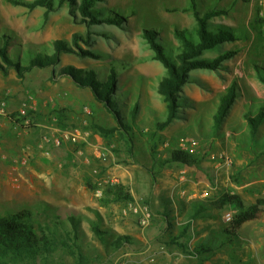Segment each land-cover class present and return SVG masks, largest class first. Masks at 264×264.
Returning <instances> with one entry per match:
<instances>
[{"label": "rangeland", "instance_id": "1", "mask_svg": "<svg viewBox=\"0 0 264 264\" xmlns=\"http://www.w3.org/2000/svg\"><path fill=\"white\" fill-rule=\"evenodd\" d=\"M196 1L202 12L225 10L213 21L239 35L203 57L236 53L218 71L193 70L192 82L184 86L191 106L165 130L156 131L155 122L165 119L167 109L157 91L167 69L154 58L144 33L154 29L166 48L178 45L174 29L195 24L192 12L186 10L189 0H102L95 6L101 18L115 14L126 18L122 25L89 26L68 3L47 12L44 7L30 9L0 0V36H11L13 45L25 48L33 43L52 49L56 39L72 41L75 33L90 32L91 44L81 45L97 55L64 53L61 64L31 70L23 77L15 70L8 74L0 70V97L7 111L0 114V216L30 210V221L42 240L37 260L21 262L8 256L4 264H79L78 253L90 264H199L191 252L201 245L210 249L202 254L204 264H264V210L257 220L244 224L231 242L225 232L231 223L226 213L234 216L237 209L219 204L225 193L240 195L247 207L264 198V122L254 139L245 119L250 109L264 107V84L256 69L257 64L264 69V0ZM11 53L24 62L29 58L15 49ZM65 65L94 69L101 78L116 66V101L120 116L133 126L128 134L134 137L131 144L120 132L105 135L93 130L95 125L115 127L116 119L89 88L66 76L55 77ZM233 84L238 97L220 128H214L221 95ZM25 104L30 123H17L11 116L21 121L18 115ZM136 105L138 126L131 117ZM4 126L9 130H2ZM50 126L79 127L89 136L81 145L56 146L43 139L54 134ZM188 139L196 142L192 151L184 146ZM101 150L105 154L100 156ZM174 150L189 152L197 163L165 166L164 160ZM174 183L175 194L192 205L179 225L162 206L170 205L169 185ZM117 185L133 200L119 198ZM156 188L162 191L159 206L151 194ZM130 203L150 207L149 227L143 228L136 215L124 213ZM97 225L106 240L94 231ZM115 234L133 240L116 249ZM167 253L170 256L163 258Z\"/></svg>", "mask_w": 264, "mask_h": 264}, {"label": "trees", "instance_id": "2", "mask_svg": "<svg viewBox=\"0 0 264 264\" xmlns=\"http://www.w3.org/2000/svg\"><path fill=\"white\" fill-rule=\"evenodd\" d=\"M15 5H21L34 9L36 7H44L47 12L55 11L64 3H68L72 10H77L82 15V22H87L88 26L108 22L112 24L122 25L125 16L121 14L111 15V17L101 18L95 8L96 4L102 0H8ZM190 7L188 9L192 12L195 18V24L192 28H175L174 37L178 41V45H169L166 48L164 42L158 40L157 32L152 30H145L144 37L149 42L151 48L154 50V58L163 63L167 69V74L160 79L157 91L163 96L166 101V113L163 121L155 122L156 131L165 130L174 120L181 118L186 113L184 108L190 107L191 101L184 94V86L192 82L191 72L198 69H207L218 71L222 63L234 56L236 51H226L216 58L203 57L204 53L215 49L218 45L226 42H232L239 38V35L234 30L223 24H217L213 21L215 17L225 14V10L209 9L204 12L200 11L196 0H189ZM88 20V21H87ZM92 36L88 32L85 36L80 33L73 35L72 41L56 39L52 42L53 48L41 47L33 43H29L25 48L11 43V36L2 35V45H0V70L8 74L11 70L23 77L27 72L38 69L54 67L61 64L62 55L77 53L80 56L95 55L91 51L84 49L81 45L91 44ZM12 47V48H11ZM12 49L18 50L22 53H28V60L24 62L22 57L18 60L12 56ZM257 75L260 81L264 84V69L257 64ZM66 76L72 79L78 86L89 88L95 99L101 102L105 108L113 114L116 119V126L112 128L95 125L93 130L101 132L105 135H111L115 132H120L126 143L131 144L134 137L128 135L133 126L129 124L128 120L120 116L118 104L116 101V93L118 91V70L116 66L110 69V73L106 78L98 76L94 69L78 68L74 65L62 66L56 73L55 77ZM237 85L233 84L220 98V105L214 115V128H220L229 109L237 99ZM138 107L136 105L131 114L132 121L135 126L137 123ZM15 122H22L24 119H17L15 115L11 116ZM64 118L60 115L59 122L62 125ZM245 119L248 122L252 137L255 139L258 135L260 126L264 122V107L259 109H250L245 114ZM68 128V127H66ZM76 144V145H81ZM184 163L186 165H193L197 163L194 155L187 151L174 150L170 157L164 160V165L171 163ZM119 189V198L133 200L131 194L125 193V189L121 185L115 186ZM220 208L227 206H234L237 212L226 229V234L230 235V241L233 242L239 236L241 228L247 222L257 220L264 210V198H259L254 204L245 206L242 198L238 194L225 193L219 199ZM32 213L28 209H21L17 212L0 216V264H4L3 259L11 257L16 261L24 262L26 260H37L40 256L41 239L31 223ZM71 222L74 224L75 230L78 231V224L75 222V217H71ZM96 234L104 241L103 236L105 231L100 227L94 226ZM133 239L128 235L115 234L114 248L119 249L125 244H128ZM189 241L183 244L187 247ZM210 249L201 245L191 252L199 259V264H204L202 254L208 252ZM86 257L82 253H78L79 264H90L86 261Z\"/></svg>", "mask_w": 264, "mask_h": 264}, {"label": "built area", "instance_id": "3", "mask_svg": "<svg viewBox=\"0 0 264 264\" xmlns=\"http://www.w3.org/2000/svg\"><path fill=\"white\" fill-rule=\"evenodd\" d=\"M6 101L0 100V114L4 115L6 114ZM21 118H25L23 122L30 123V117H28V111H27V105L25 104L24 107L20 110V113L18 115ZM89 136V132L85 131L79 127H73L69 129H58L55 128L54 134L51 135H44L43 139L46 142H52L56 146H62L63 144H80L85 141H87V138ZM188 141V142H187ZM185 141V148L187 150H193L196 146V142L193 140L188 139ZM189 143V145L186 144ZM99 155H104L105 152L102 150L98 152ZM6 159V157H5ZM15 162H23L20 159H15ZM132 213L138 217L139 223L143 228H147L151 225L152 219H153V212L147 205H142L140 203H130L128 208L126 207L124 210V213ZM226 218L228 221H232L233 219V213L231 211H228L226 213ZM151 262H154V259L151 260ZM140 264V263H139ZM160 264H181L178 262H172V261H166Z\"/></svg>", "mask_w": 264, "mask_h": 264}, {"label": "crops", "instance_id": "4", "mask_svg": "<svg viewBox=\"0 0 264 264\" xmlns=\"http://www.w3.org/2000/svg\"><path fill=\"white\" fill-rule=\"evenodd\" d=\"M204 56V55H203ZM0 100H1V97H0ZM8 128H5V126L2 128V130H6ZM49 129H52V131H55V128L53 129V127H49ZM9 130V129H8ZM66 145V144H65ZM166 166V165H165ZM177 183H174L173 185H169L171 187V194L169 195L171 197V202H170V205H168L166 207L165 204H163L162 206L167 208L168 210H170V212L173 213L172 216L176 217V220H177V224L179 225L181 223V219L183 218V216L188 213L190 211V207L192 208V205H189L187 201H185V199L183 198V196H179V195H176L175 194V189L177 187L176 185ZM190 187V190L193 189L192 188V185H189ZM192 191V190H191ZM161 192L162 191H158V189H154L153 190V193L152 196L154 197L155 199V202H156V205L157 204H160L161 201H162V196H161ZM175 196V197H174ZM173 197V198H172ZM182 197V198H181ZM181 198V199H180ZM159 206V205H157ZM163 232V231H161ZM164 233V232H163ZM161 252H165V251H162ZM167 255V257H166ZM166 255H163L162 257L163 258H168V256H170L168 253Z\"/></svg>", "mask_w": 264, "mask_h": 264}]
</instances>
